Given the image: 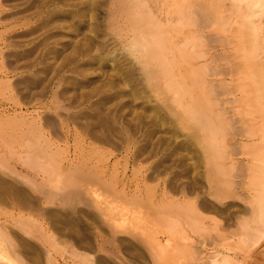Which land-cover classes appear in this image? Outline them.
I'll use <instances>...</instances> for the list:
<instances>
[{
  "label": "rangeland",
  "instance_id": "rangeland-1",
  "mask_svg": "<svg viewBox=\"0 0 264 264\" xmlns=\"http://www.w3.org/2000/svg\"><path fill=\"white\" fill-rule=\"evenodd\" d=\"M31 1L16 0L15 2L12 0V2L6 3V0H0V180L2 183L8 180L16 182L22 188L25 187L29 193L27 195L29 204L22 203L20 199L15 198L14 194L12 195L8 191L4 192V186L0 185V260L13 261V258H18L21 261L19 264H32L29 261L30 258L27 255L24 256L26 251H29L32 257L41 258L42 254L44 256L43 264H50L47 258L51 256L57 263L64 264L70 256L69 247L76 246L78 239H82L83 242H92L97 232L104 233L101 228L94 227L93 223L94 221L103 223L105 219L101 212L106 211L114 213L120 219L121 224L118 228L123 230H117V227L113 229L112 234L116 238L115 252L112 250L109 252L110 248L108 247L110 246L107 244L105 245L107 247H104L107 249V253L98 254L92 249L93 252L90 251L91 254H94L91 257L92 262L94 260L93 263L99 264L98 260L106 258L114 262L110 264H120L121 262L118 263L120 259L126 264H136L131 253L125 250L124 244L131 249L139 244V247L144 248V243L138 242L141 240V237L138 236L141 235L140 233L145 234L147 231L154 232L161 229L154 218L158 219V212L161 213L162 205L169 203V199L172 198L193 201L207 199L205 200L207 203L218 205L226 215L230 213V218L233 219L229 218L225 221L224 215L221 216V214H210L207 217L219 219L220 228L228 226L227 229L234 231L237 224L235 217H240L241 211L245 209V203L240 200L239 195H235L237 190L230 188L228 178L223 177L225 180L217 178V173L210 170L211 163L208 165L206 149L207 138H205L201 126L184 116L182 109L165 89V80L149 81L147 79V81L145 79L141 66L134 56L129 55L122 42L115 38L109 30V32L106 30L108 27L104 19H101L103 18L101 17L103 9L100 11L101 8H98V11L94 8L93 10L92 0H66V2L61 0V3L57 0ZM62 1L65 4L62 5ZM21 9L27 10V13L24 11L22 15L17 14ZM12 13L19 16L15 15V18H9L8 14ZM220 53V47L212 51V54L217 55V58ZM139 68L140 70H138ZM218 89L213 88V92ZM217 97L216 99L219 100L220 96ZM228 105L230 106V103ZM214 106L213 110L216 113L217 110H220V106L218 105L219 108L215 109ZM229 106L227 114L235 122L236 120L234 121V118L230 117L231 113L229 112L233 105ZM160 118L163 119L162 123ZM216 118L218 119V117L214 119ZM230 119L228 122L231 123ZM218 120H212V122H218L216 123L218 128H215L217 130L220 129L221 123L220 119ZM230 123L226 128L224 127V131L222 130L225 132L227 127L230 129H227L228 133L225 132L226 136L230 137L231 135L230 138L226 137L227 142L230 143L226 142L225 136L223 142L229 151L235 148V151L238 150L237 153H241L247 147L239 146L240 139L235 137L234 127L236 125L232 128V123ZM219 131L221 132V130ZM218 132L217 134L221 135ZM221 136L217 139H222ZM171 143L173 144L171 145ZM32 144L35 147L41 144L39 149L40 147L45 150L48 148L46 151L50 157H44V161L42 157H39L40 160L36 157V162H38L37 159L39 162L37 164L33 162V165H30L32 160L29 164V158L33 157L32 153L35 155L34 151L38 152V149ZM49 144L50 146H48ZM43 148H41V152L44 151ZM186 148H190L189 152L192 150L195 156L193 153L189 154L185 150ZM20 152L22 153L20 154ZM243 152L245 153V151ZM183 155L189 156L187 162L193 166L192 171L189 170V165L181 161ZM54 156L56 160L52 161L50 158H54ZM236 157L239 160L245 158L241 155ZM46 170L47 172H45ZM194 171L195 174H193ZM21 174L25 176L22 177ZM51 179L54 181L64 180L61 181L64 184L61 187L66 190H72L77 186L82 191H93V196L92 193L90 197L86 196L88 198L84 200L89 201L87 203L85 201V205L83 200L73 205L71 200L66 201L69 198L65 199L64 196L59 195L64 191L57 192V197L53 195L56 191L51 189ZM197 184L199 188L190 192V186ZM41 185L49 190L48 195L43 196V200L39 197L40 191H38ZM58 197L59 199H57ZM74 199L72 202H77V199L75 201ZM94 199L97 204L94 208L89 209L92 205V203L90 205V200L94 202ZM61 202L65 204L62 206ZM81 202L82 205H80ZM98 206L103 209V211L100 209L99 214V210L95 216L83 214L84 212L92 213L99 208ZM95 207L97 208L95 209ZM242 207L244 209H240ZM238 210L239 213L241 212L240 215ZM44 213H52L57 218L56 225L67 228V233L68 229L71 230L73 227L71 231L77 234V238L64 237L55 232L53 223L48 221L47 217L45 218ZM139 216L143 217V223H147L145 228L142 227V217L140 221ZM58 217H60L59 220ZM135 221L137 224L134 223ZM131 222L138 225L139 228V224L141 225L140 232L132 231L134 227L131 226L134 224L132 225ZM205 222L207 225L211 223L209 220ZM143 229H146L145 232H141ZM57 231L59 230L57 229ZM160 232L163 233L165 230L161 229ZM47 233L55 234L57 237L55 242L59 245L55 242H53L54 244L43 242L46 241ZM162 233H160V237L164 236ZM211 235L217 236V232H212ZM192 237L194 242L191 245L199 243L198 238L200 239V237L197 239L196 235H192ZM262 240L263 245L260 244L262 249L258 246L259 244L251 246L252 248L247 249L246 253H240L238 263L264 264V239ZM134 244L137 245L134 246ZM187 244L189 245V243ZM197 246L199 247V245ZM167 249L170 251L169 247L164 250ZM168 250V253L163 252L168 258H164V260L162 258V261H167L161 264H166L170 256L172 258L173 255ZM258 250L263 251L257 252ZM79 251L85 253L84 250L80 249ZM114 253L119 254H116L119 257L117 258ZM178 257L177 262L182 261V258V264H185L184 261L187 263L185 253ZM62 258L64 259L62 260ZM108 260L106 262L109 264ZM172 260L168 263L178 264ZM1 261L6 263L4 260ZM180 261L179 263H181Z\"/></svg>",
  "mask_w": 264,
  "mask_h": 264
},
{
  "label": "bare ground",
  "instance_id": "bare-ground-1",
  "mask_svg": "<svg viewBox=\"0 0 264 264\" xmlns=\"http://www.w3.org/2000/svg\"><path fill=\"white\" fill-rule=\"evenodd\" d=\"M58 1L61 3V0H57V2ZM64 1L66 2V0ZM64 1H62V5ZM8 2H12V0H6V3ZM60 3L59 5H61ZM91 4L93 7V10L94 8H96L97 10L98 8H101L99 9L100 11L102 9L104 10V11L103 10L101 11L103 16L100 15L101 13H99V15L103 17L101 19H104L108 27V29L106 30L107 31L109 30L110 33L115 38H117L119 41L122 42L123 46L125 47V50L127 51V53H129V55L134 56V58L137 60V62L141 66V69L145 75V79L146 80L148 79L149 81L150 80L155 81L158 79L165 80V89L172 95V99H174L176 104L179 105V107L182 109L184 116L188 117L189 119H191V121L201 126L203 133H205V138H207L206 139V144H207L206 149L208 151V159H209L208 165H210L211 163L210 170L217 173V178H221V179L223 177L228 178L230 180L228 182L230 183L228 182L227 183L229 184L230 188H234V190H237L235 191V195L236 194L239 195V197L241 198L240 200H242L245 203V206H244L245 209L243 207L240 208V209H244V211H241L243 214L240 212L241 213L240 215L239 210H238L240 217L234 216L235 218H237L236 220L234 219L237 224L233 231V230L227 229L226 227L228 226L226 225H225L226 226L225 228H220L219 227L220 224L218 221L219 219L215 220V218H210V216L207 217L210 214H216V215L221 214V216L224 215V219L226 221V219H229L231 216L229 215L230 213H227L226 215V213H224V211L218 205L211 203V202L207 203L205 201L207 199L205 200L203 199L201 201H197V199L195 201L191 199L190 200L189 199H175V198L169 199L170 200L169 203H166V205H162L161 213L158 211L157 212L159 215L155 213L159 216L158 219L157 218L155 219L153 217L154 220H157L156 221V223H158L157 225L163 231L165 230V232L163 233L160 232L161 229H159L158 231H154L155 229H157L155 228L153 230L154 232L147 231V233L145 234L140 233L141 235L138 233L140 235L138 237H141V240H139L138 242H141V244L144 243L143 245H144L145 250L144 248H142V246L139 247L140 245L139 243H137L139 245L134 244V246L135 245L137 246H135L133 249H131V247H129L128 245L124 244L125 250L131 253L136 264H151V263L161 264L162 262L163 263L166 262L167 260L162 261V258L163 260L164 258L165 259L168 258V257L166 258L165 257L166 255H164L163 253V252L168 253L167 252L168 249L166 251L164 250L165 248H168V247L170 249V251L169 250L168 251L171 252L173 255L172 258H170L171 256L169 257L168 259L169 261L172 259L176 260L178 256L185 253L187 255V259H186L187 263L186 261H184L185 264H239L238 260L240 259H238L239 258L238 256L240 255V253H243V252L246 253L247 249L252 248L251 246L253 245L257 246L256 244H259L258 246H260L262 249L261 245H263V243H261V241H263L262 239H264V0H92ZM19 11H21V13H19ZM19 11L17 12V14L22 15V12H24L25 10L21 9ZM57 11H59L58 8H57ZM72 11L74 12V10ZM17 14L16 13L8 14L9 15L8 17L15 18V15L17 16ZM106 30L104 31L105 33H106ZM40 32H43V31H40ZM219 47L221 48V53H220V56L217 58L216 57L217 55L216 56L213 55L214 53L212 54V51L215 50L216 48L218 49ZM138 70H140V68ZM120 79H121V76H120ZM213 88L214 89L219 88L218 89L219 92L218 90H215L213 92ZM120 93L122 94V92ZM217 96H220L219 100L216 99L218 98ZM228 96L229 97L231 96L232 98L230 99ZM215 102H216V105H215ZM229 103H230V106L228 105ZM217 104L220 106V110H217L219 112L216 111L215 113L213 110V106L215 105L214 106V109H215L216 107H218ZM226 105H227V108H226ZM231 105H233V107ZM228 106L232 107V109L229 110V112L231 113L230 117L234 118V121L236 120L235 122H233L229 118L228 116L229 114H227ZM215 117H218V119H220L221 121L220 126H219L220 129L218 130L215 128H218L217 127L218 125L216 123H218L217 121L219 120L217 118L214 119ZM227 118L233 122V123L231 122L232 128L236 125L234 127L235 137L237 136L240 139L238 141L239 146L241 145V146H245L248 148L247 149L244 147L245 150H242L244 148L240 147L242 148L241 149L242 152L240 151L241 153H237L238 150L235 151V148H233V150L229 148L230 149L229 151L227 149V146L223 142L224 136H225L224 139L227 142L226 137L228 135L226 136V133H228L227 129L229 128L227 127V129L225 130V132L227 131L226 133L222 132V130L224 131V127L226 128L227 124L230 123L228 122ZM212 120L214 121L217 120V121L215 123L214 121L212 122ZM162 121L163 119H161L160 122L162 123ZM216 130L217 132L221 130V132L220 131L219 132L221 133V135L223 134L224 135L223 136L218 135ZM216 134L218 135V137L221 136L222 139L218 140L217 139L218 137ZM230 137L228 136V138ZM231 140L232 139H230V141ZM43 141L45 140L43 139ZM38 142L40 143V141ZM172 144L173 143H171V145ZM40 145H38V147ZM43 146L47 147L46 145H43ZM48 146H50V144ZM38 147H35L36 149H38V152L36 153V151H34L35 155L34 153H32L33 157L29 158L30 159L29 164L31 163V160H32V163L30 165H33V162L37 164L41 157L43 161H44V157H48V158L50 157L49 153L47 152L48 148L46 149L47 150L46 151L43 147H40V149ZM188 147L190 146L188 145ZM41 148H43L44 151L41 152ZM185 150L189 152L190 148L188 149L186 148ZM171 151L173 152V150ZM243 151H245V153ZM17 152L16 154H18ZM21 153L22 152H20V154ZM191 153H193L195 156V153L192 152V150L189 152V154ZM210 153L212 154L211 156H210ZM22 155H21V158H22ZM238 155L244 156L245 157L244 160L236 159L237 158L236 156ZM194 156H192L193 159H195ZM36 157L38 158L40 157L39 160L37 159L38 162H36L35 160ZM188 157L186 155H183L181 161L189 165L187 162ZM50 159L52 161H54V159L56 160L55 156L54 158L51 157ZM43 161H40V163L41 162L43 163ZM189 167H190L189 170L192 171L191 168H193V166L189 165ZM37 169H40V168H37ZM45 172H47V170ZM193 174H195V171ZM48 175L50 176L49 173ZM195 179H196V176H195ZM221 179L220 181L223 180ZM44 181H45V178H44ZM61 181L63 182L64 180L59 179L57 181H54V180L51 181V184H50L51 189L56 191L55 194L53 195L56 196L57 192L64 191V192H61L59 195L64 196L63 198L65 199L69 198L66 201L71 200L70 202L73 205L74 203L75 204L80 203V201L82 200H83L82 202H84V205H85V201L86 203L89 201V200L88 201L84 200L88 198V197L86 198V196L90 197L91 193L93 196V191H90V190L82 191L81 188L80 187L77 188V186H75L72 190H66L64 187H61L64 185ZM0 183H2V180H0ZM0 185L4 186L3 187L4 192L8 191L12 195L14 194L15 198L20 199L22 203H28L27 195L29 193L25 189V187L22 188L16 182H10L9 180ZM217 185L221 187V185L219 184ZM225 186H228V185H225ZM190 187L191 188L189 191L193 192L199 188V185L198 184L194 186L191 185ZM38 191H40L39 197L41 198V200H43L44 195L47 196L49 193V190H47L43 185H41V188ZM236 192H238L239 194ZM11 194L9 195L11 196ZM201 196H204V195H201ZM59 197L57 199H59ZM73 198H75L74 201L77 199V202H72ZM82 202L80 205H82ZM61 204L63 206L65 203L61 202ZM96 204L97 203L95 199H94V202L93 201L91 202L90 200L91 206L89 209H91L92 207L94 208ZM98 207H99L98 209H96L97 207H95L96 210L92 211V213L91 212L90 213L80 212V213H83V214L87 213L91 216H95L98 210H99L98 214L101 212V210L103 211L102 207L100 206ZM225 210L227 211V209ZM101 213H103V216H104L103 218L105 219L103 220L104 222L100 223V222L94 221L93 224H94V227L101 228L104 231V233L97 232L96 233L97 235L94 237V239H92V242H87V241L83 242L81 241L82 239L81 240L78 239V241L76 242V246L71 245L69 247L68 251H69L70 256L69 258H67V260L65 259L66 261L64 260L65 262L63 261L64 264H95L96 262L93 263L94 260L92 262V259H91V257H93L94 255V254H91V252H93L92 249L98 252V254L101 252L107 253V249H105L107 247V246L105 247L106 244L110 246L108 247L110 248L109 252H111V250L115 252L116 246L114 245L116 242V238H115V235L113 236L112 232H113V229L116 227H117V230L120 229L118 228V226H120L121 221L112 212L105 211ZM45 215H46L45 218L47 217L48 221H51V223H53L55 232H57L59 235L64 236V237L69 236L72 238H77V234L71 231L73 227L71 228V230L68 229V233H67L66 232L67 228H65L64 226L58 227L56 225L57 218H55L52 213H48ZM141 217L139 216L138 218L140 219ZM59 218L60 217H58V220ZM89 218L91 219V217ZM141 219H140L141 225L142 227L145 228V226H147L145 224L147 223L145 222V220H144L145 223H143V217ZM230 219L232 220L233 218H230ZM206 220H209V222L211 221V223L207 225L205 222ZM134 223L137 224V221H135ZM69 224H70V220H69ZM141 225L139 224L140 226L139 228L138 225L134 224V226H131V227H134L132 228V231L137 232V230L138 231L141 230ZM57 229L59 231H57ZM117 230L115 231L117 232ZM120 230H123V229H120ZM144 230L146 229H143V231L141 232H145ZM212 230H215V231H212ZM55 232L53 231V233ZM212 232H217V236L214 235L213 237L211 235ZM160 233H162L164 236L160 237ZM55 234L50 235L49 233H47L46 241L44 240L43 242H50V244L55 242L57 240V237ZM135 235L137 236V234ZM192 235L193 236L196 235V239L200 237V239L198 238L199 243L195 239V242H197V244L195 245L192 244L193 246L191 245V243L194 242ZM123 241L124 240H122V242ZM25 243L27 244V242ZM187 243H189V245ZM197 245H199V247ZM57 248L59 247L57 246ZM80 249L84 250L85 253H81L79 251ZM260 251H263V250H258L257 252H260ZM110 254L111 253H109V255ZM114 254L115 256L119 255L117 253H114ZM26 255L28 258H30L29 261L32 264H43L44 262V258H43L44 256L42 254L40 255L41 258H37L34 256L32 257L30 252L26 251V254L24 256L26 257ZM51 257H48L47 261L48 263L53 264L56 261L53 260ZM118 257L119 256H117V258ZM63 259L64 258H62V260ZM1 260L6 261V263H3V261ZM1 260H0V264H19L21 263L20 259L18 258H13V261L5 260V259H1ZM107 260L108 259L104 258V260H98V261H100L99 264H108L106 262ZM181 260L183 261L182 258ZM179 261L177 262L176 260L174 262L175 263L177 262L178 264H182V261H180L181 263H179ZM108 262L109 264L114 263L109 260ZM119 262H121L120 264L122 263L126 264V262L124 263V261L121 259L120 261H118V263ZM168 262L166 264L170 263ZM55 264H60V263L56 262Z\"/></svg>",
  "mask_w": 264,
  "mask_h": 264
}]
</instances>
